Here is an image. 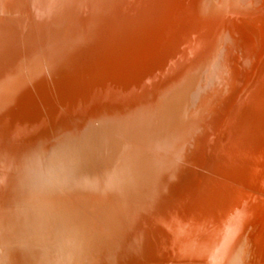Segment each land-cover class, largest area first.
I'll return each instance as SVG.
<instances>
[{
  "label": "bare ground",
  "instance_id": "1",
  "mask_svg": "<svg viewBox=\"0 0 264 264\" xmlns=\"http://www.w3.org/2000/svg\"><path fill=\"white\" fill-rule=\"evenodd\" d=\"M263 2L0 0V260L181 264L188 260L186 244L197 234L230 219L232 233L239 231L243 221L233 220L249 218L264 200ZM225 24L241 50V63L248 58L251 68L236 80L238 98L232 84L218 93L219 104L232 102L219 128L203 112L214 99V79L231 70L227 61L216 60ZM200 77L206 88L192 102ZM175 86L161 124L168 132L173 127L171 136L140 139L135 121L116 124L115 131L125 124L122 143L132 146L133 155L118 160L127 163L115 168L116 176L109 171L105 179L87 180V149L96 141L84 132L74 136L83 115L100 118L104 102L111 109L130 104L142 87L168 94ZM58 134L66 139L62 146L54 140ZM119 135L109 137L106 149L118 144ZM191 138L202 144L194 154L185 149ZM93 154L96 161L98 153ZM132 167L144 171L138 179L119 175ZM48 171L62 187H78L69 201L49 186ZM258 227L264 229V221ZM52 240L62 250L57 263L43 251ZM247 254L264 263V248H247L240 257L244 262Z\"/></svg>",
  "mask_w": 264,
  "mask_h": 264
},
{
  "label": "water",
  "instance_id": "2",
  "mask_svg": "<svg viewBox=\"0 0 264 264\" xmlns=\"http://www.w3.org/2000/svg\"><path fill=\"white\" fill-rule=\"evenodd\" d=\"M262 7H264V2L261 3V6H259V8H262ZM230 27L231 26L227 25V24L223 25L222 31H223V37L225 38V40L220 41L215 49L219 54L216 60L219 62H221L222 60L227 61L226 65L231 70H230V72H228V71L224 72L225 70L223 69L222 70L223 72L221 71L219 73L218 78L214 79L213 84L215 83V85H213V89L215 91H213V94H215V95L212 94L214 99L207 102L206 110L203 112L204 113L203 115L207 117V120L215 121V124L216 125L218 124L219 128L221 127V125L222 126L224 125V123L228 117V113L230 112V109L232 107V102H231V104L229 102L226 105H223L222 103L219 104L218 103V100H219L218 93L219 92L221 93V91L223 89H226V88L228 89L230 87V84H232V86L236 87V90H237V92L234 91V94H233V95H235L234 99L238 98L240 96L239 88L241 87V85L239 84V82L237 83L236 80H237L238 76L242 74V72L246 73L251 68L249 63H247L248 58H245L246 63L244 65L241 63V61H242L241 60L242 58L240 57L241 50L236 45H234L235 41H233L234 38L232 39V33L233 32H232V30H230L231 29ZM150 29H151V27H150ZM225 47H228L231 50H229V52L225 51ZM216 60H215V62H216ZM247 65H249V66H247ZM202 78L200 77V79H197L198 81L196 82L197 83L195 85L196 87L192 90V94H193L192 102L195 101V98L197 97L198 93L200 91L205 90V88H206L203 85L204 82L202 81L203 80ZM176 88H177L176 86H175V88H172L168 94H155V93H153V91H152V93H150L151 90L146 91V90H144L145 87H142V89L140 88L138 91H136V94H135V95L140 94V97L136 98L135 101H133L130 104H126V105L122 104L121 106H118L116 108L111 109L110 107L106 108L107 103L104 102L103 105H105V106H101L99 109L100 113H98V114H99L100 118L93 117L91 113L87 114V115L85 114V116L83 115V117H84L82 119L83 121L80 122V124H78L80 127L77 128V130H75L76 132L74 131L75 132L74 136L75 137L79 136L80 134H82L84 132L83 134H88V136L93 137L96 141L95 143H92V145H89V147L91 146V150L87 149L88 152H87L86 159H87L88 168H87V173H84L85 175L88 174V177H90V178H87V180L88 179L93 180L94 178L105 179V174H108L109 171L111 173H113L112 177L116 176V174H118V173L115 170V168H117L118 165H120L123 162H124V164L127 163L126 160H122V161L120 160L121 162L120 161L118 162V160L120 158L124 159L123 155L124 156H127V155L132 156L133 155L134 152L131 153L132 146H126L122 143V141L125 140L124 139L125 135H122L121 132H122L125 124L122 125V128L120 130L118 129L115 131L116 126H117L116 124H118V126H119L120 123L128 122L127 120H130V122L135 121L137 124L140 125V129H142V132L140 134L141 135L140 139H142L143 137H146L148 135L155 136L156 139H158V140L162 139L164 136H171L170 133L172 132L173 127L168 132L167 130H165L166 128H168L167 125L161 126V124L164 123V121H165L164 119H165V117H167V109H169L168 107L173 105V104L169 105L167 103V101L171 100L173 97H175L174 95L176 93ZM101 108L103 110H101ZM117 112H119V114H120L118 117H116ZM112 114H113V116H112ZM103 118L104 119L106 118L107 120L103 121L104 120ZM112 118H114V120ZM193 130H195V129H193ZM116 132H119V134H120L116 138V141L119 145L117 144V145L113 146L115 143L114 142L113 144H111V147H108V149H106V145H107L106 143H109V137ZM215 132H217V131H214V133ZM194 133L195 132H191V134H194ZM71 135H73V133H69V136H67L68 140L70 138H73ZM56 137L57 138L54 140L56 141L57 145L59 144L58 146H62L61 145L62 143L65 144L66 139L64 140V137L60 136V134H58V136H56ZM226 138H227V136H226ZM200 146H202L201 143H199V142L195 143V139L191 138L186 142L185 149L187 150V152L189 154H194L196 148H198ZM105 149L107 151V154L103 153V151H105ZM75 150L76 149H74V151ZM221 150H223V148ZM85 152H86V150L84 151V153ZM96 152L98 153V158L96 161H94V157L92 158L91 154L94 155L93 153H96ZM144 155H147V154H144ZM79 158L80 157L77 155V160H79ZM166 159L169 160L170 159L169 156L166 157ZM147 163H149V161H147ZM161 165H162L161 167H164V168H162L160 170L165 171V166H164L165 164L164 165L161 164ZM107 168H108V171H107ZM136 169H137V167H132L130 169L131 173L127 172V173L123 174L122 172H119V175L122 177L123 176L126 177V175H129V176L131 175L132 179H134V178L138 179L139 174L143 173L144 171L139 170V169L136 170ZM148 169L150 170L149 167H148ZM151 172H149V173H151ZM44 173H45L44 177L48 181L49 186L54 188L56 191L58 190L60 193L62 192V194H64L63 200L69 201L71 189L73 191L78 190V187H76V186L75 187H73V186L68 187V186H64V184H63V187H62L60 185V183H58V181L56 182L55 179L54 180L52 179L50 171L44 172ZM167 174H169V173L167 172ZM140 188L142 191L145 189L144 186H142ZM154 192H156V191H154ZM150 193H153V192L150 191ZM261 195H262L261 193L258 194L259 197ZM59 198H60V196H59ZM147 198H150V197H147ZM262 198H264V194H263ZM57 199H58V197H57ZM152 199L155 200L153 196H152ZM31 200H33V201L36 200V202H37L38 198H36L33 194V196L31 197ZM255 200H257V198H254L253 201H255ZM259 200L260 201H258V206L254 210L255 212L253 213V215H250L249 218H247V217L244 218L245 215H243V216L240 215V217H237L236 219L233 220L235 222H237V221L242 222L243 221V224H241L240 230L239 231L237 230L238 232L235 231L232 233V228L234 225L230 219V221H228L226 224H225V222L221 223L219 225L218 229L210 228V230H206V231H203V232L197 234V237H195L194 240H192L190 243L186 244L185 249H184V253H188V260L183 261L181 264H225V263L231 264L232 259L234 257H235L234 261L236 262L235 264H241V262L243 261L242 260L243 258L241 259L240 257L242 255H243L242 257H244L245 250L247 248H249V250H251V251L257 250L259 247L263 249L264 248V229H260V230L258 229L257 230V228H259L258 226H259L260 222L264 221V200H261V199H259ZM72 202L76 203L79 208H81V209L83 208L82 210L85 213V215H87L88 218L90 216H92L91 212H89L83 205L81 206L79 204V202H75L74 200ZM158 219L160 220V217ZM148 220L150 221V219H148ZM152 221H154V220H152ZM235 228L233 230H235ZM141 229L142 230H141V232H139V234H140V236H143L144 230H146V228L143 229L141 227ZM122 236H124V232L119 236L118 241H120V239L123 238ZM140 236L138 238V241L141 238ZM219 237H221V238H219ZM222 237H225L226 239L222 240ZM39 241H40V239H39ZM138 241L134 239V242L136 244L138 243ZM55 242H54V240L50 241L49 242L50 245L48 246V248L46 247L45 250H43V251H45L46 253H48V252L52 253V257L55 256V262L54 263H57L60 259L62 250H61L60 246H59L60 248H58L57 242L55 245ZM221 242L223 245L220 248ZM224 244H225V248H224ZM42 246L45 247L46 245L39 246V249ZM33 247H35L34 251H36L38 249V246H33ZM29 248L30 247H28V249ZM115 248L117 249V247H115ZM115 248L113 250H116ZM106 251H108L109 253L113 252V251H111L110 248L106 249ZM137 251L139 252V249L135 250L133 247L130 249V252L134 253L135 255H138ZM70 252L71 251L69 249V254H70ZM0 253L3 254L1 249H0ZM222 254H224L225 256ZM0 256H1V254H0ZM69 256H72V255H69ZM2 257H3V255H2ZM246 258H247L246 261L245 262L243 261L244 263H242V264H260V263H258L257 258L256 257L253 258L252 255L249 256L247 254ZM117 260H119V259H117ZM122 261L123 260L120 259L118 262L119 263L121 262V264H122ZM2 262L4 264H6L5 260L1 258L0 264ZM104 264H112V262H109V260H108ZM113 264H115L114 261H113ZM262 264H264V263H262Z\"/></svg>",
  "mask_w": 264,
  "mask_h": 264
}]
</instances>
